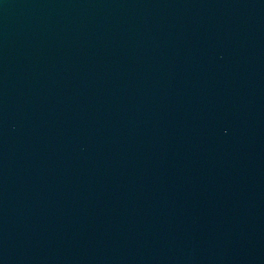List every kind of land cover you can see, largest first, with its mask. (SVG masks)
I'll list each match as a JSON object with an SVG mask.
<instances>
[{
	"label": "water",
	"instance_id": "water-1",
	"mask_svg": "<svg viewBox=\"0 0 264 264\" xmlns=\"http://www.w3.org/2000/svg\"><path fill=\"white\" fill-rule=\"evenodd\" d=\"M0 264H264V0H0Z\"/></svg>",
	"mask_w": 264,
	"mask_h": 264
}]
</instances>
